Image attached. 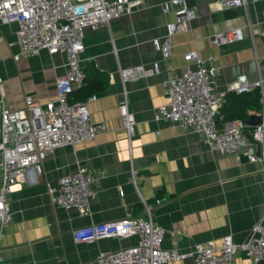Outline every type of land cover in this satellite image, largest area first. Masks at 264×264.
<instances>
[{"label":"crops","instance_id":"obj_1","mask_svg":"<svg viewBox=\"0 0 264 264\" xmlns=\"http://www.w3.org/2000/svg\"><path fill=\"white\" fill-rule=\"evenodd\" d=\"M130 1L139 5L129 15L83 30L80 66L97 73L90 87H98L91 95L95 99L87 104L88 116L92 124L102 123L105 132L91 141L53 150L42 161L33 184L12 187L0 264H94L99 251L130 247L137 239L74 242L72 232L126 217L145 218L144 205L151 207V221L166 232L161 247L182 254H190L196 243L210 241L217 247L225 236L240 243L255 222H264V172L258 164L240 153L211 152L194 133L154 120L155 110L166 102L161 83L183 71V55L191 51L202 60L213 59L217 68L210 82L213 91L226 92L238 76L250 85L260 81L255 87L257 106L246 114L264 120V0L230 8H222L221 0H185L194 18L186 32L172 37L168 60L151 44L164 36L165 26L173 20L171 12L160 11L167 0ZM227 27L239 29L241 39L213 46L211 37ZM15 31L13 23L0 24L2 101L10 110H21L28 96L33 105L42 106L55 98L54 80L65 69L63 56L41 51L12 60L17 52ZM136 66L155 67L157 73L121 84L118 69ZM123 90L134 119L130 140L117 110ZM79 166L95 177L86 216L51 206L46 194V185L54 187L59 177ZM166 264H193V259ZM231 264L248 261L239 254Z\"/></svg>","mask_w":264,"mask_h":264},{"label":"built area","instance_id":"obj_2","mask_svg":"<svg viewBox=\"0 0 264 264\" xmlns=\"http://www.w3.org/2000/svg\"><path fill=\"white\" fill-rule=\"evenodd\" d=\"M256 0H221L222 8L244 7L246 2ZM130 0H0V24L16 26L17 52L12 60L27 58L45 51L48 56L61 54L63 73L55 78V98L42 106L33 105L28 96L23 98L21 110L8 109L1 96L0 80V240L2 231L10 221L8 197L12 187L21 183L33 184L40 173L45 157L53 150L72 147L91 141L105 132L104 125L92 124L84 101L69 102V96L81 88L84 73L80 66L83 30H95L106 26L112 19L129 15L138 6ZM161 13L171 12L173 20L165 26L161 39H153L152 46L163 60L172 54L171 39L184 33L194 18L185 0H167L160 6ZM241 39L239 29L227 27L214 34L210 43L219 47ZM184 68L161 83L166 102L154 113L155 121L176 124L184 132H192L202 140L209 151L219 154L240 153L248 162L258 164L264 172V120L256 125L248 136L242 133L244 124L239 120L218 124V110L227 102V94H242L260 86L246 82L243 76L229 83L226 92L213 91L211 79L217 68L211 57L200 59L195 51L183 55ZM155 67L144 69L136 66L118 69L117 75L124 84L141 77L156 74ZM118 116L126 139L133 136L134 119L128 110L127 95L123 90L117 105ZM134 183V171H130ZM34 178V179H32ZM95 177L84 167L59 177L54 187L46 185L51 206L62 211L74 210L79 216L89 213L91 189ZM156 204L158 202H155ZM150 206H143L141 217L92 224L72 232L74 242L91 243L105 239L135 237L130 247L114 251H99L94 264H166L183 260L188 256L193 264H231L239 254L248 264H257L264 258V225L262 219L249 229L246 238L237 244L225 236L215 247L210 241L196 243L190 254L161 247L165 230L150 218Z\"/></svg>","mask_w":264,"mask_h":264},{"label":"trees","instance_id":"obj_3","mask_svg":"<svg viewBox=\"0 0 264 264\" xmlns=\"http://www.w3.org/2000/svg\"><path fill=\"white\" fill-rule=\"evenodd\" d=\"M90 71L92 76L89 73V69L83 71L84 83L80 89L70 95L68 100L69 102L84 101L87 97L93 95V93L97 91L98 87H90L92 83L91 79L93 78V76L97 75V73L94 70ZM236 103L238 104L237 106H235ZM257 103L258 93L255 88L248 93H228L227 102L218 110V113L216 115V119L220 117V120H218V124L226 121L239 120L244 124L242 133L245 136L249 137L250 132L255 127L254 125L256 124V121L254 118L247 115L246 111L248 109L256 107ZM249 120L251 121L248 122ZM257 264H264V258Z\"/></svg>","mask_w":264,"mask_h":264},{"label":"water","instance_id":"obj_4","mask_svg":"<svg viewBox=\"0 0 264 264\" xmlns=\"http://www.w3.org/2000/svg\"><path fill=\"white\" fill-rule=\"evenodd\" d=\"M260 119H261L260 117L256 119V124H255L254 126H256V125H258V124H259V122H260ZM250 121H251V120H249L248 122H250Z\"/></svg>","mask_w":264,"mask_h":264}]
</instances>
